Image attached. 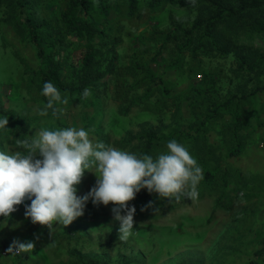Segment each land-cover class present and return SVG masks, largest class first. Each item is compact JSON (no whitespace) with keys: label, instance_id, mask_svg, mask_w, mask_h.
<instances>
[{"label":"rangeland","instance_id":"rangeland-1","mask_svg":"<svg viewBox=\"0 0 264 264\" xmlns=\"http://www.w3.org/2000/svg\"><path fill=\"white\" fill-rule=\"evenodd\" d=\"M221 1L227 5L235 3V0ZM211 7L209 0H193L191 6L173 7L166 4L150 16H129L122 12L117 20L122 28V43L118 48L116 66L119 68L129 66L134 50L133 44H138V37L144 30L161 31L174 26L188 28L197 17L209 16ZM252 16L264 19V6L261 11L252 13ZM234 25L233 22H227L218 26L224 40L231 39L237 46H244L252 52L264 53V42L257 34L248 36V32L241 31ZM178 34L180 38L167 43L169 57L161 59L156 66L158 73L164 77L166 89L164 93L160 89L156 90L150 98L152 107L134 105L125 112L122 110L124 103L121 97L114 92L113 81L104 78V85L98 90L96 98L90 95L88 99L54 106L53 111L57 110L56 115L47 109L48 114L41 116L40 111L44 110L45 106L31 97L26 72L27 66L36 65L34 52L8 24L0 22V93L3 92L7 96V103L3 108L25 118L24 138L26 139L34 137L42 129L76 127L89 131V138L94 143L104 142L106 145L131 153V145L135 148L139 142L133 140L128 146L122 143V138L127 137L129 131L136 134L142 126H151L158 135L161 133L167 135L178 127L188 128L191 123L199 124L208 100L206 97H199L198 94L192 95V91L202 86L201 88L212 90V93L217 94L220 101L229 94L246 96L247 102L241 108L242 128L239 131L241 151L255 152L256 155L264 156V90L253 98L248 96L256 85L264 83V70L260 73L241 72L233 53L223 57L214 50L204 54L197 53L196 60H192L188 49L181 52L180 66L170 67L168 61L177 54L178 45L183 40L182 34L180 32ZM194 36V38L198 37L199 32H195ZM148 46L156 48L151 39L148 41ZM16 52L26 65L16 58ZM123 76L126 77L125 74ZM127 78L132 81V74ZM161 102L164 106L163 110L158 109ZM226 118L225 121L219 119L209 122L205 135L202 132L196 133L197 136L204 135L205 142L209 145L205 146L201 143L197 154L189 152L202 168L203 177L207 165L203 161L210 163L211 158L208 157L210 152L214 154L211 159L213 162L222 163V166L231 169L228 173L224 171L226 174L223 175L215 171V188L211 192L203 179L198 185V198L194 201L182 197L176 202L158 197L152 207H147L148 203L140 207L130 202L129 206L136 208L134 229L132 235L122 242L119 239L120 224L114 220L112 213V208L115 207L113 204L96 207L90 200L86 205L84 216L77 218L68 226L54 224L52 233L46 226L33 224L31 219L25 216L26 206L17 205V211L13 212L6 222L4 217H0V264H71L72 262L76 264H211V261L218 260L223 256L227 245L229 247L232 243L233 240H229L228 236L238 222L232 210L234 205L235 208L239 205L240 200L235 199L236 194L233 190L228 191L227 186L233 185L236 180L241 181L245 176L249 177L248 180L263 181L264 186V173L256 176L238 173L240 169L238 166H243L250 157L246 160L245 157L227 155L228 148L233 146L234 142L227 125L231 119L228 116ZM191 134L195 133L191 132ZM11 136L0 129V152L8 154L16 151L25 152L26 150L18 146ZM203 141L204 139L200 140ZM166 146V144L163 146L162 152L156 149L152 157L155 158L166 152ZM37 158L42 159V157ZM260 164L264 168V157ZM96 181V175L86 171L81 183L76 185L77 195L87 194L96 185ZM222 182L227 186H220ZM258 184L261 191L262 184ZM222 190L227 192L225 198L222 197L224 192L219 195ZM142 208L146 210L141 211ZM237 212V215L241 214ZM242 214L247 215V212L243 211ZM64 227L78 229L82 233L81 237L70 241L55 240L54 234ZM14 240L32 241L35 248L31 252L3 256L2 250H7ZM212 250L216 252L213 254ZM220 250L222 252H219Z\"/></svg>","mask_w":264,"mask_h":264},{"label":"trees","instance_id":"trees-1","mask_svg":"<svg viewBox=\"0 0 264 264\" xmlns=\"http://www.w3.org/2000/svg\"><path fill=\"white\" fill-rule=\"evenodd\" d=\"M166 4L173 7L191 6L193 0H0V22L8 24L33 50L36 65L27 66L28 87L31 97L44 104L45 107L48 103V97L42 95L45 82H52L60 90L62 99L67 98V104H71L75 100L85 99L82 96L85 88L90 89L91 96L96 98L98 90L104 85V78L113 81L114 92L121 97L124 103L122 110L125 112L134 105L144 108L152 107L150 98L156 90L160 89L164 93L166 89L164 77L158 73L156 66L159 65L161 59L169 57L167 43L180 38L178 32L182 34L183 40L178 45L177 54L170 57L168 61L170 67L178 68L181 52L188 49L192 60H196L197 53L204 54L209 50H214L223 57L228 53H233L241 72L260 73L264 70V53L252 52L244 46H237L231 39L224 40L218 30L220 24L233 22L234 27L248 32V36L257 34L264 42V19L252 16V13L263 9L264 0H235L232 5H227L221 0H209L212 6L209 16L197 17L188 28L182 29L174 26L161 31L144 30L138 37V44H133L134 50L129 66L117 67L115 61L118 48L122 43V28L117 21L120 14L125 12L129 16H150ZM195 32H199L196 38H194ZM150 39L154 41L156 48H149ZM15 56L26 65L17 52ZM124 74L126 77L123 76ZM131 74L133 80L129 81L127 76ZM201 87L192 91V95L198 94L199 97L203 96L208 100L201 115L203 118L198 120L199 124L191 123L188 128L178 127L167 135L162 133L158 135L151 126H142L136 134L131 131L127 132L128 135L122 138V143L128 146L133 140H137L139 143L135 148L131 145V153L152 156L156 149L162 152L165 144L176 140L191 154H197L201 143L205 146L209 145V143L206 144L204 136L208 123L219 119L225 121L228 116L231 120L227 125L234 145L228 148L227 155L241 154L242 144L239 131L242 128L241 108L247 102L246 96L229 94L220 101L219 96L212 93V90ZM263 90L264 83L256 85L248 96L253 98ZM5 103H7V96L1 92L0 119L4 117L9 119L8 128L2 130L7 135H12L15 140L26 139L24 138L25 118L4 109ZM61 105L64 104L54 102V106ZM163 107L161 102L158 109L163 110ZM48 110L53 114V108ZM198 132L204 135L197 136ZM201 139L204 141L200 142ZM213 155L210 152L208 157L212 159ZM211 159L210 163L203 161L207 164L204 182L210 192L215 188V171L223 175L231 170L228 166L225 168L222 163L217 164ZM223 178L225 180V177ZM223 182L220 186H227ZM158 197V194L149 193L147 189H143L131 202L142 207L147 203L153 204ZM81 235L82 233L74 227H64L60 228L53 237L55 240L70 241L79 239Z\"/></svg>","mask_w":264,"mask_h":264},{"label":"clouds","instance_id":"clouds-1","mask_svg":"<svg viewBox=\"0 0 264 264\" xmlns=\"http://www.w3.org/2000/svg\"><path fill=\"white\" fill-rule=\"evenodd\" d=\"M42 95L48 97V103L40 111L41 116L48 114L47 109H52L54 102L68 103L52 82L44 83ZM90 95L91 90L85 88L83 98ZM56 114L54 109L53 115ZM8 124L7 117L0 119V129ZM89 135V131L76 127L42 129L30 139L16 140L25 152H0V217L5 218L4 222L27 199L31 204L26 205V218L33 224L46 226L52 233L54 224L68 226L84 216L91 200L96 207L115 205L112 213L120 224L122 242L132 235L136 208L129 204L141 190L147 189L161 199L176 202L182 197L193 201L198 198V185L204 179L202 168L176 140L169 141L167 151L153 158L104 142L94 143ZM86 171L96 175V185L87 194L78 196L76 185L81 183ZM34 248L32 241L14 240L7 251L19 255Z\"/></svg>","mask_w":264,"mask_h":264},{"label":"crops","instance_id":"crops-1","mask_svg":"<svg viewBox=\"0 0 264 264\" xmlns=\"http://www.w3.org/2000/svg\"><path fill=\"white\" fill-rule=\"evenodd\" d=\"M238 156L241 158L245 157L246 160L250 157L247 163L245 162L243 166H238L240 167V169L237 168L239 169L238 173L249 176L264 173V168L260 164L264 157L262 154L256 155L255 152H242ZM248 179L249 177L245 176L241 181L236 180L233 185L230 184L226 188L228 191L233 190V193L236 194L235 199L240 200L239 205L236 208L234 205L232 210V212H235L234 218L238 222L230 231V236H228L230 237L229 240H233L232 243L229 247L228 245L227 247L225 246L226 250L223 256H220L216 261H211V264H264V186L263 181L258 182L257 180ZM258 183L262 184L263 189L261 191ZM222 193V197L225 198L227 192L222 190L219 195ZM228 200L230 201V198ZM30 204L31 201L27 199L22 203L23 206ZM237 211L241 214L237 215ZM243 211H246L247 215H243ZM228 225L230 226V224ZM219 246L223 247L224 245ZM215 252V250H212L213 254ZM219 252H222V250Z\"/></svg>","mask_w":264,"mask_h":264},{"label":"built area","instance_id":"built-area-1","mask_svg":"<svg viewBox=\"0 0 264 264\" xmlns=\"http://www.w3.org/2000/svg\"><path fill=\"white\" fill-rule=\"evenodd\" d=\"M1 254H2L3 256H6V255H8L9 253H8V251L5 249V250H2Z\"/></svg>","mask_w":264,"mask_h":264}]
</instances>
